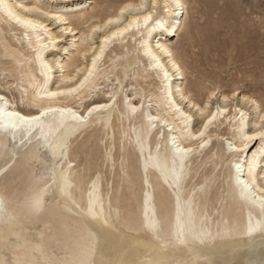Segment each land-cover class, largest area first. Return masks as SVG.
I'll use <instances>...</instances> for the list:
<instances>
[{
  "label": "bare ground",
  "instance_id": "6f19581e",
  "mask_svg": "<svg viewBox=\"0 0 264 264\" xmlns=\"http://www.w3.org/2000/svg\"><path fill=\"white\" fill-rule=\"evenodd\" d=\"M54 1L4 0L47 34L0 10V264H264V140H242L239 131L254 135L264 125V101L186 82L172 41L185 29L186 0ZM126 6L139 11L121 17ZM214 8L199 17L218 20ZM49 17L73 36L62 59ZM132 21L138 26L105 46L90 82L68 94L104 35ZM189 39L184 53L199 43ZM42 86L64 94L48 97ZM99 105L108 107L85 122L58 111L83 116ZM173 143L191 154L182 161Z\"/></svg>",
  "mask_w": 264,
  "mask_h": 264
},
{
  "label": "rangeland",
  "instance_id": "374dc122",
  "mask_svg": "<svg viewBox=\"0 0 264 264\" xmlns=\"http://www.w3.org/2000/svg\"><path fill=\"white\" fill-rule=\"evenodd\" d=\"M79 1L81 0H55L52 6H76ZM186 2L188 13L185 29L179 37L172 38L178 52L183 55L182 62L188 67L186 82L192 83L199 78L208 86L217 83L226 91L236 88L241 93L264 101V0H214V6L211 1L210 7L205 6L204 0ZM214 7L220 13L218 20V13L212 14L215 21L199 17V9L202 13H208ZM49 18L50 22L56 23L54 30L62 35L54 50L62 59L68 50L73 49V36L64 28L66 25L60 24L56 18ZM216 27L219 29H214ZM190 35H194L199 43L197 47L184 53L190 42Z\"/></svg>",
  "mask_w": 264,
  "mask_h": 264
},
{
  "label": "snow or ice",
  "instance_id": "6c2138e0",
  "mask_svg": "<svg viewBox=\"0 0 264 264\" xmlns=\"http://www.w3.org/2000/svg\"><path fill=\"white\" fill-rule=\"evenodd\" d=\"M176 6L179 7V0H176ZM153 7H155V4H153ZM0 10L4 11L10 20L14 21L15 23L21 25L22 27H24L26 29H30L33 32L43 31L45 34H47V32H48V29L45 28V26L43 24H38V23L33 22L31 19H23L22 17L16 15L13 11H11L9 9V6L6 3H4V0H0ZM137 11H139V9H134L131 6H126L124 9H121V17H123L127 13H132V12H137ZM151 19H152V14L149 13L148 15L144 16L143 22L147 23ZM119 23H120V20H118V19L117 20H109L105 23L103 28H95V29H93V32L94 33L105 32L106 30H108L110 28V26L118 25ZM138 23H139L138 21H132L128 24L127 27L119 28L117 31H113L111 33V36L104 35L103 40L101 42V46L99 48V53L94 54L92 57V61H91L92 67L86 70L87 74L84 75L83 79L79 81V84L77 85V87L68 88V90H67L68 94L77 93L81 88H83L86 85V83L90 82L91 78L93 77V75L96 71L97 62L100 60L102 54L105 51V46L108 45L111 41H113L117 38L123 37L124 34L126 32H128L130 29H132L134 26H138ZM159 27L162 28L163 25L161 24V25H159ZM39 40H40V37L37 36V41H39ZM144 47H145L146 54L149 55L153 59V61L155 62L154 66L155 67H161V62H160L159 58L156 57L152 53V51L148 47V45L145 44ZM160 51H165V50L161 49ZM37 58L39 59L40 57L38 56ZM42 67L46 68L47 65H42ZM167 75H168V73L164 72V76L167 77ZM40 91H41V93H43L44 95H46L48 97H56L57 95H63L64 94V93H57L54 91H48L46 86H42ZM110 98L114 99V97H110ZM2 99H3V97H0V100H2ZM105 107H108V106L99 105V106H96L94 108H90V109H88V114H85L83 116H81L77 112H74L71 109H67V108L59 109L58 111L60 112V114L62 116L63 115L70 116L74 121L85 122L87 120L89 114H91L94 111H97L99 108H105ZM129 108H130V111L133 113H135L137 111V108L132 107L131 105H129ZM3 110H4L3 107L0 106V112H2ZM177 111H179V109H177ZM215 116H216V113H212L209 122L204 124L205 130L209 127V124L211 123V119H214ZM157 119H158L157 117H154L151 115L147 116V120L152 127L156 126L155 121ZM239 131H240V135H241L242 140H249V141H254L256 139L264 140V125L259 126V128L257 130H255L254 135L245 136L243 128L239 129ZM204 135H205V131H200L198 133V136L194 137V138H202V137H204ZM208 142H209L208 140H205L204 143L200 144V148L201 149L205 148L206 145L208 144ZM172 146H173V150L175 151L177 156L179 158H181L182 161H183V159H186L192 152V149L177 146L176 143H173ZM228 147L230 150L232 149L233 146H232L231 142H229ZM234 168L239 173L240 165L235 164Z\"/></svg>",
  "mask_w": 264,
  "mask_h": 264
}]
</instances>
